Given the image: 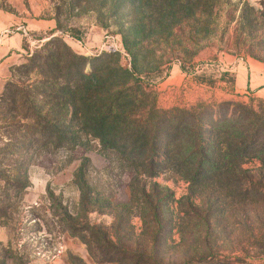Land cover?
I'll return each mask as SVG.
<instances>
[{
	"label": "rangeland",
	"instance_id": "1",
	"mask_svg": "<svg viewBox=\"0 0 264 264\" xmlns=\"http://www.w3.org/2000/svg\"><path fill=\"white\" fill-rule=\"evenodd\" d=\"M0 13L14 18L12 29L47 19L57 29L20 30L23 56L0 68V97L18 83L31 88L38 109L47 108L46 98L35 92L41 86H33L38 73L20 66L36 52L44 55L43 44L57 36L85 55L86 72L96 66L95 57L111 53L110 64L118 60L134 74L128 85L140 118L152 108L223 101L264 109V96L236 85L245 69L261 77L253 87L264 83V0H0ZM198 75L216 85L201 83ZM32 124L21 111L0 104V264H120L107 261L114 249L148 254L153 247L163 264L201 257L264 264V191L245 199L213 187L192 188L169 170L146 176L136 159L85 133L61 146L16 144L14 126L23 132ZM8 149L17 154H6ZM243 169L264 189L258 159ZM142 186L163 208L160 224L141 200Z\"/></svg>",
	"mask_w": 264,
	"mask_h": 264
},
{
	"label": "trees",
	"instance_id": "2",
	"mask_svg": "<svg viewBox=\"0 0 264 264\" xmlns=\"http://www.w3.org/2000/svg\"><path fill=\"white\" fill-rule=\"evenodd\" d=\"M56 30V27L50 29V33ZM43 51L47 52L34 53L20 67L32 68L30 72L38 73L33 86H41V91L35 92L46 98L47 108L38 109L30 101L31 88L26 90L18 83L10 85L13 88L9 91L8 88L0 97L2 107L21 111L24 118L33 121L32 127L23 132L20 126H14L15 131L10 134L17 133L16 144L31 145L38 141L45 145L54 141L56 146H61L63 141L72 144L78 133H85L126 158L136 159L135 165L146 176L155 177L164 169L190 181L192 188L213 187L245 199L261 196L264 189L261 184L250 181L243 165L258 159L264 166V109L257 110L244 102L223 101L189 109L152 108L140 118L135 106L137 100L128 85L134 74L121 67L118 60L110 64L113 54L101 53L94 58L96 66L86 72L88 59L76 53L62 38L51 37L43 44L40 52ZM197 79L216 85V80L206 75H198ZM59 107L62 108L58 112ZM62 109H67L68 121L62 119ZM8 152L17 154L9 149L5 153ZM18 155L22 156V152ZM139 191L141 200L149 205L147 209L151 210L152 218L160 224L162 206L152 203L146 186ZM152 249V253L145 254L116 248L107 261L163 264L159 250ZM182 264L225 263L201 257Z\"/></svg>",
	"mask_w": 264,
	"mask_h": 264
},
{
	"label": "crops",
	"instance_id": "3",
	"mask_svg": "<svg viewBox=\"0 0 264 264\" xmlns=\"http://www.w3.org/2000/svg\"><path fill=\"white\" fill-rule=\"evenodd\" d=\"M14 18L10 17L9 15H5L3 13H0V32L10 28L14 23ZM25 33H29V31H42L47 29H52L56 27L55 22L51 19L47 20H39V21H29L27 25L22 26ZM17 28V27H16ZM20 29V30H22ZM16 31L6 37L4 40V43L0 46V68L6 67L10 64H13L15 62L19 61V57L23 56V42L25 35L21 31ZM251 70L245 69L238 73V78L236 80L237 90L241 91L244 88L251 87L252 90L260 95L264 96V83H260L259 85H255L253 87V82L256 81L255 79L261 78L260 75L255 74V72H250ZM247 76L246 81L244 82V76ZM261 86V87H260Z\"/></svg>",
	"mask_w": 264,
	"mask_h": 264
},
{
	"label": "built area",
	"instance_id": "4",
	"mask_svg": "<svg viewBox=\"0 0 264 264\" xmlns=\"http://www.w3.org/2000/svg\"><path fill=\"white\" fill-rule=\"evenodd\" d=\"M22 29V27H17V28H7L5 30H3L2 32H0V46L4 43V40L6 39V37H8L9 35H11L12 33L18 31Z\"/></svg>",
	"mask_w": 264,
	"mask_h": 264
}]
</instances>
